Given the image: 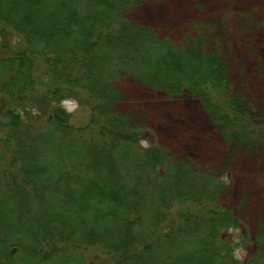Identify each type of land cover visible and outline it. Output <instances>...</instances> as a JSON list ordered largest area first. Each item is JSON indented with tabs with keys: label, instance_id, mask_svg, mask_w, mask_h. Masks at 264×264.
<instances>
[{
	"label": "trees",
	"instance_id": "obj_1",
	"mask_svg": "<svg viewBox=\"0 0 264 264\" xmlns=\"http://www.w3.org/2000/svg\"><path fill=\"white\" fill-rule=\"evenodd\" d=\"M146 1L0 0V264H264V225L240 262L222 181L119 109L130 81L188 95L230 144L264 133L232 92L220 30L176 44L125 17Z\"/></svg>",
	"mask_w": 264,
	"mask_h": 264
},
{
	"label": "rangeland",
	"instance_id": "obj_2",
	"mask_svg": "<svg viewBox=\"0 0 264 264\" xmlns=\"http://www.w3.org/2000/svg\"><path fill=\"white\" fill-rule=\"evenodd\" d=\"M124 15L179 45L193 31L220 30L216 47L228 67L232 92L246 107L264 112V0H147ZM118 87L124 93L119 109L146 126L175 160H187L198 174L222 181L218 202L240 224L224 237L244 243L235 257L245 262L254 250L250 241L264 225V133H257L254 145L230 144L188 95L168 100L130 81ZM62 106L70 114L87 115V109L73 100Z\"/></svg>",
	"mask_w": 264,
	"mask_h": 264
}]
</instances>
